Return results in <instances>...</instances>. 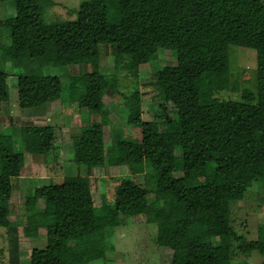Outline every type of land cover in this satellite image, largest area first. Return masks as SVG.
Here are the masks:
<instances>
[{
  "label": "trees",
  "instance_id": "trees-1",
  "mask_svg": "<svg viewBox=\"0 0 264 264\" xmlns=\"http://www.w3.org/2000/svg\"><path fill=\"white\" fill-rule=\"evenodd\" d=\"M8 3L11 13L0 11V29L9 35L7 42L0 36V64L14 69L18 108L44 101L48 72L62 59L82 72L60 84L59 102L86 99L98 121L80 129L75 167L90 172L147 161L151 168L143 189L122 181L112 204L98 212L89 189L78 182L49 183L27 193L22 236L36 238L43 231L45 239L43 249L30 252L29 264H87L86 254L101 247L105 232L120 226L123 217L171 226L181 238L173 264H233L231 247L240 239L231 227L230 205L242 199L236 178L259 184L264 198V1L85 0L74 19L63 22L44 17L56 6L54 0H0L2 7ZM98 35L104 36L115 70L133 78L159 49L173 54L172 65L149 75L159 99L170 108L162 124L141 121L137 87L120 93L130 108L126 125L139 127L137 142L125 141L121 134L103 141L102 128L111 127L103 97L115 93L116 84L98 67ZM229 47L255 54L254 92L243 90L238 101L218 98L229 90ZM34 67L41 76L32 74ZM7 79L0 70V106L8 100ZM19 137L27 153L55 163L49 127L23 125ZM18 176L12 139L0 134L1 199L9 198L10 181ZM37 199L51 210L34 213ZM7 215L0 207V228L8 233L12 254L9 264H17L16 229L7 226ZM261 227L256 240L237 247L241 253L256 251L264 258Z\"/></svg>",
  "mask_w": 264,
  "mask_h": 264
},
{
  "label": "rangeland",
  "instance_id": "rangeland-1",
  "mask_svg": "<svg viewBox=\"0 0 264 264\" xmlns=\"http://www.w3.org/2000/svg\"><path fill=\"white\" fill-rule=\"evenodd\" d=\"M57 2L47 10L45 19L48 22H63L72 20L78 5L85 0H54ZM264 1V0H262ZM0 5V11L8 15L12 6ZM3 13V15L5 14ZM3 42L8 41V31L0 29ZM100 71L115 80V93L103 97V110L107 112V119L111 127L102 128L104 143L116 134H121L125 141L137 142L139 127L126 125L129 106L120 97V93H127L133 86L141 92V121L162 124L170 117V108L158 97L157 91L149 83V75L159 71L164 66L172 65L174 57L170 50L159 49L148 63L137 68L133 78L122 71H116L113 58L105 49L103 35L97 37ZM57 66L49 70L44 101L35 107L21 110L17 106V89L14 69L11 65L0 64V70L8 76V100L0 106V134L10 136L13 151L19 159V176L10 181L9 198H0V207L8 210L7 226L16 229V257L17 264H29V255L33 249H43L44 232L40 231L36 238L22 236V228L27 216L25 199L27 193L36 188L47 186L49 183L78 182L89 189L93 210L102 211L113 202L114 189L125 180L133 181L140 189L150 181L151 168L147 161L136 166L108 167L90 170L76 168L73 156L77 148V136L80 129L98 123L90 114L88 100L78 103L59 102V86L70 75L82 72L79 68L68 67L62 59ZM227 71L229 90L218 94L221 100L238 101L243 90L254 92L255 54L253 51L229 47L227 51ZM32 74L41 76V71L34 67ZM235 88L234 91H231ZM47 126L53 134L55 163L47 162L40 155L26 152L19 137L20 126ZM160 130L162 127L159 128ZM178 154V151L175 152ZM175 178L181 177L174 173ZM236 188L242 193V199L230 205V223L239 241L231 247L233 264H264V258L256 251L241 253L237 247L242 243L256 240L258 227L264 231V198L261 187L257 183L236 178ZM35 200L32 210L39 213L45 205L43 200ZM39 203V205H38ZM218 230V229H217ZM103 245L86 254L87 264H173V252L181 242L171 226L162 224H145L143 218L134 219L123 217L121 225L105 232ZM8 248V233L0 228V264H9L11 257Z\"/></svg>",
  "mask_w": 264,
  "mask_h": 264
},
{
  "label": "crops",
  "instance_id": "crops-1",
  "mask_svg": "<svg viewBox=\"0 0 264 264\" xmlns=\"http://www.w3.org/2000/svg\"><path fill=\"white\" fill-rule=\"evenodd\" d=\"M54 2H55L56 5H57V2H56V1H54ZM10 5H11V3H10V4L8 3L6 6L9 7ZM55 8H56V6H54V9H55ZM40 201H41V200H40ZM41 202H42V201H41ZM43 203H44V205H45L43 208L46 209V210H44L43 212H48V211H50L51 208H52L51 205H50L48 202H46V201H43ZM38 205H39V203H38ZM39 211L42 212V211H41V205L39 206Z\"/></svg>",
  "mask_w": 264,
  "mask_h": 264
}]
</instances>
